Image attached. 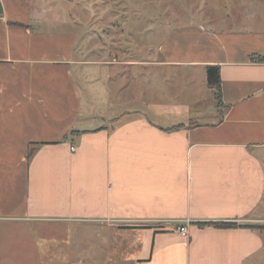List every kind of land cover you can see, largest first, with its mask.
I'll return each instance as SVG.
<instances>
[{"label":"crops","instance_id":"0c3cea01","mask_svg":"<svg viewBox=\"0 0 264 264\" xmlns=\"http://www.w3.org/2000/svg\"><path fill=\"white\" fill-rule=\"evenodd\" d=\"M43 1L0 0V264H92L90 237L102 264H264V226L197 224L264 221V27L165 22L153 44L121 13L80 48ZM157 68L178 72L159 96Z\"/></svg>","mask_w":264,"mask_h":264},{"label":"rangeland","instance_id":"374dc122","mask_svg":"<svg viewBox=\"0 0 264 264\" xmlns=\"http://www.w3.org/2000/svg\"><path fill=\"white\" fill-rule=\"evenodd\" d=\"M43 2L46 6L51 4L50 13L56 20L59 17L62 20L73 18L79 24L76 25V28L81 34L77 44L80 48L84 43H92L93 37H101L104 32L109 35L111 32L109 33L110 29L106 25L114 20H119V23H121L119 19L121 13L125 16L124 24L122 22L124 30L133 29L139 32L133 34L134 38L139 40L141 35L148 39L149 33L153 44L158 42L159 37L157 35L159 30L164 29L163 24L165 22L174 26L205 24L207 28L224 30L240 28L243 24L246 26L254 25L261 29L264 27V0H45ZM84 18L88 19L89 24L84 25ZM112 28L114 32L117 30L115 27ZM84 30L89 33V35H86L87 37H82ZM90 38L92 42H86ZM133 55H136V53ZM161 69H156L157 96L165 94V78L167 79L169 76L173 84L178 76V72L174 69L171 73L168 72L167 75H164L165 69ZM124 87L129 88L127 84H124ZM80 88L83 102L81 116L86 118L90 116L91 112L102 116L101 114L105 110V100L99 97V91L96 92L97 94L93 98L92 96L89 98L85 85L80 84ZM108 97L116 98L113 89L109 90ZM169 98H171L170 101H173V98H179V94L173 89ZM248 223L259 227L264 226V221ZM83 235L79 236L78 242H83L85 237ZM86 240L92 242L93 255L98 256L92 264H102L101 250H98L100 239L90 237ZM81 247L82 244L77 245V249ZM76 256L75 264H84L87 261L83 253L81 256Z\"/></svg>","mask_w":264,"mask_h":264},{"label":"trees","instance_id":"16d2710c","mask_svg":"<svg viewBox=\"0 0 264 264\" xmlns=\"http://www.w3.org/2000/svg\"><path fill=\"white\" fill-rule=\"evenodd\" d=\"M11 25L18 26V27H27L23 24L20 23H10ZM251 60H255L258 62L264 61V55H257V56H251ZM205 74H206V83L209 88L212 89L213 93V99L217 101L218 99L220 100V75H219V66L218 65H207L205 69ZM174 128V127H172ZM71 133H78V131L72 130ZM36 146H41L42 144H46L45 142L41 143H31V145ZM35 148V149H36ZM27 156L30 157L31 154L34 151V148H28L27 150ZM197 224L201 227L205 226H211L214 228H235V227H245V228H250V229H258V225L250 224V223H237L235 221H202V222H197Z\"/></svg>","mask_w":264,"mask_h":264},{"label":"built area","instance_id":"2783aa9c","mask_svg":"<svg viewBox=\"0 0 264 264\" xmlns=\"http://www.w3.org/2000/svg\"><path fill=\"white\" fill-rule=\"evenodd\" d=\"M74 147H71V150H73ZM175 230L182 236H185L187 234L186 228L183 225H175Z\"/></svg>","mask_w":264,"mask_h":264},{"label":"water","instance_id":"95a60500","mask_svg":"<svg viewBox=\"0 0 264 264\" xmlns=\"http://www.w3.org/2000/svg\"><path fill=\"white\" fill-rule=\"evenodd\" d=\"M97 127H98L97 125H95V126H93V127H81V128L78 129V131H83V130H94V129H96Z\"/></svg>","mask_w":264,"mask_h":264}]
</instances>
